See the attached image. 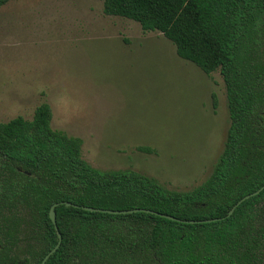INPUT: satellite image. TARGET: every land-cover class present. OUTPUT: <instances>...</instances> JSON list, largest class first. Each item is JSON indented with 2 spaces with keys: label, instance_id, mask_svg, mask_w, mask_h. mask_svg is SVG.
<instances>
[{
  "label": "trees",
  "instance_id": "1",
  "mask_svg": "<svg viewBox=\"0 0 264 264\" xmlns=\"http://www.w3.org/2000/svg\"><path fill=\"white\" fill-rule=\"evenodd\" d=\"M103 13L162 33L180 58L221 74L223 151L203 184L179 191L88 164L47 103L32 120L0 122V264H42L59 234L46 264H264V190L238 205L264 187V0H104Z\"/></svg>",
  "mask_w": 264,
  "mask_h": 264
},
{
  "label": "rangeland",
  "instance_id": "2",
  "mask_svg": "<svg viewBox=\"0 0 264 264\" xmlns=\"http://www.w3.org/2000/svg\"><path fill=\"white\" fill-rule=\"evenodd\" d=\"M103 5L11 0L0 9V122L32 120L47 103L52 127L82 139L93 167L133 169L179 191L203 184L230 127L223 77Z\"/></svg>",
  "mask_w": 264,
  "mask_h": 264
},
{
  "label": "water",
  "instance_id": "3",
  "mask_svg": "<svg viewBox=\"0 0 264 264\" xmlns=\"http://www.w3.org/2000/svg\"><path fill=\"white\" fill-rule=\"evenodd\" d=\"M264 190V187H262L260 190H258L257 192L251 194V195H248L246 196L245 198H243L239 203L238 205H241L244 201L250 199L251 197L253 196H257L259 195L262 191ZM66 206H71L72 204L67 202L65 203ZM237 205V206H238ZM58 206V204H55L52 208H51V211H50V217H51V220L53 221V223L56 225L57 224V217H56V212H55V209L56 207ZM236 209V207L234 208ZM234 209H231L232 211L229 213V216H231L235 210ZM84 210L86 211H90V212H102V213H108L109 214H117V215H120V214H132V213H138V212H147V213H150L151 211H146V210H131V211H113V210H97V209H93V208H84ZM162 217H165L167 219H170V220H177L176 218L172 217V216H165V215H161ZM192 224H194V222H191ZM57 227V226H56ZM59 237H60V241L58 243V245L46 256V258L44 259L43 263L42 264H46V262L48 261V259L50 258L51 255L55 254L57 252V250L60 248L61 246V243H62V236L61 234H59Z\"/></svg>",
  "mask_w": 264,
  "mask_h": 264
}]
</instances>
